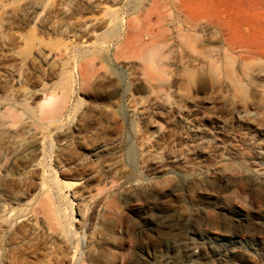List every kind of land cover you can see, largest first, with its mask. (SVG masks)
Here are the masks:
<instances>
[{"label": "rangeland", "instance_id": "374dc122", "mask_svg": "<svg viewBox=\"0 0 264 264\" xmlns=\"http://www.w3.org/2000/svg\"><path fill=\"white\" fill-rule=\"evenodd\" d=\"M180 4L0 0V264H264V58Z\"/></svg>", "mask_w": 264, "mask_h": 264}, {"label": "bare ground", "instance_id": "6f19581e", "mask_svg": "<svg viewBox=\"0 0 264 264\" xmlns=\"http://www.w3.org/2000/svg\"><path fill=\"white\" fill-rule=\"evenodd\" d=\"M179 9L190 30L204 23H215L222 28L234 50L240 49L245 55L264 58V0H181ZM157 19L158 22L165 20L163 15ZM213 137L219 140L217 136ZM261 158L264 159V154ZM232 213L238 221L245 219L242 212ZM224 258L220 257L222 262L227 263Z\"/></svg>", "mask_w": 264, "mask_h": 264}]
</instances>
